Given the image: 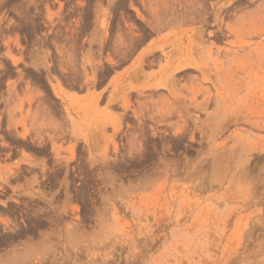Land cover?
<instances>
[{"label":"rangeland","instance_id":"obj_1","mask_svg":"<svg viewBox=\"0 0 264 264\" xmlns=\"http://www.w3.org/2000/svg\"><path fill=\"white\" fill-rule=\"evenodd\" d=\"M0 264H264V0H0Z\"/></svg>","mask_w":264,"mask_h":264},{"label":"bare ground","instance_id":"obj_2","mask_svg":"<svg viewBox=\"0 0 264 264\" xmlns=\"http://www.w3.org/2000/svg\"><path fill=\"white\" fill-rule=\"evenodd\" d=\"M66 40V39H65Z\"/></svg>","mask_w":264,"mask_h":264}]
</instances>
